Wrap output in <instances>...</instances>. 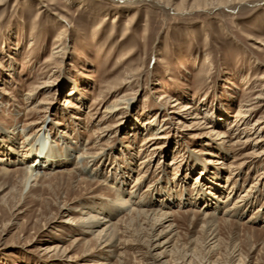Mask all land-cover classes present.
<instances>
[{
  "label": "rangeland",
  "instance_id": "374dc122",
  "mask_svg": "<svg viewBox=\"0 0 264 264\" xmlns=\"http://www.w3.org/2000/svg\"><path fill=\"white\" fill-rule=\"evenodd\" d=\"M0 159V264H264V0H0Z\"/></svg>",
  "mask_w": 264,
  "mask_h": 264
},
{
  "label": "bare ground",
  "instance_id": "6f19581e",
  "mask_svg": "<svg viewBox=\"0 0 264 264\" xmlns=\"http://www.w3.org/2000/svg\"><path fill=\"white\" fill-rule=\"evenodd\" d=\"M258 97V96H257ZM192 107V106H191ZM189 105H187L185 108L187 109V108H191ZM110 109H111V111L113 112V111H115V110H117V109H115V107H110ZM244 116V115H243ZM238 125V124H237ZM210 132V131H209ZM213 132H215L214 130H213ZM212 132V133H213ZM67 148H71L70 147V145L68 146H65V151L67 152V151H69ZM73 149V148H72ZM42 152V151H41ZM40 152V153H41ZM54 153H56L55 151H53ZM66 152H64L63 154H65V156H67V153ZM57 157L60 159V158H62V154H52V155H50V154H45V153H41V155H39V157H38V159H40V161L41 162H39L38 160H35V161H33L30 165H28V166H26L25 167V179H24V186H25V188H28V186L30 185V183L31 182H33V181H35L36 179H38L39 177H42V176H47L48 175V173H47V171H45L44 170V168H46V167H52L53 166V164H55L56 162H57ZM84 154H78V156H77V163L81 166V171H82V173H84V174H88V171H86V169H87V166H84V164H83V162H84ZM0 160H2V159H0ZM77 164V165H78ZM37 167H39V168H37ZM0 168L2 169V171H8V167H7V165H5V164H1L0 163ZM88 176H89V174H88ZM138 180V179H137ZM213 184H214V186H213ZM209 187H210V189H208L207 191H203V194L202 193H198L197 195H196V197H198V199L200 200H204V205L205 206H211V207H216L214 204H213V206L211 205L212 203H214V202H209V201H207V199H206V197H207V195L208 194H213V198H216V200H218L219 202H226V201H228L229 200V196L227 197V199L226 200H221L219 197H220V195H217V193H218V191H219V185H217L216 183H214V182H211L210 184H209ZM211 190V191H210ZM249 191V190H248ZM220 192V191H219ZM215 193V194H214ZM122 196L120 197V196H118V201H119V204L120 205H125V204H127L128 203V201H129V198H128V196H126L125 194H124V191H122V193H120ZM247 196V193H243L241 196H240V199H237L232 205H229V206H227L225 209H224V211H223V213L225 214V215H231V214H234V208L235 207H237V208H240V210H241V207H242V204H241V206L239 205L238 206V204L241 202V201H245L246 199H245V197ZM168 198V196L167 197H165L164 199H162V200H166ZM90 209H94V208H88L87 210H82V213H84V214H86V216L83 218V220H82V223L83 224H87V226H88V231L90 230V233L92 232V233H95V231H97V230H93V229H95L96 227H99L98 225L100 224V223H102V220L101 219H103V218H97L94 214H92V211H90ZM107 209V210H106ZM98 208V211H100L101 213H103V215H104V218L105 217H110V216H114L116 213H118L119 211L120 212H122L124 209H125V206L124 207H120L119 206V208H118V205L116 206H109V207H107V208ZM214 209H219L218 207H216V208H214ZM129 212H131V213H138L139 215H144V216H146L147 217V215H148V213H149V211H147V210H145V209H140V210H138V209H135V208H133V207H129ZM134 211V212H133ZM119 212V213H120ZM236 212V211H235ZM212 213V216L215 214L214 212H211ZM210 212L209 213H207L208 215L209 214H211ZM151 216H153V217H155L156 215H158V213L156 212V211H151V214H150ZM149 215V216H150ZM161 216H164V220H166L167 219V217H165V216H169V214L168 213H163V214H160ZM211 218H213V217H211ZM157 220V219H156ZM159 220V219H158ZM104 223L106 222H110L109 220H107V218H105V220L103 221ZM208 225L210 226V227H214V222L212 221V220H209L208 221ZM106 226V225H105ZM112 225L110 224V227H111ZM109 227V226H108ZM109 228H107V229H105V228H103V229H101V230H99V231H97V235H102V233H104V231L105 230H108ZM110 230V229H109ZM112 230V229H111ZM167 244V241H165V242H163L162 243V245H160V246H164V245H166ZM158 246V245H157ZM190 262V261H189Z\"/></svg>",
  "mask_w": 264,
  "mask_h": 264
}]
</instances>
